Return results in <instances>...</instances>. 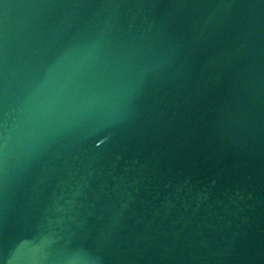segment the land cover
Wrapping results in <instances>:
<instances>
[{
  "label": "water",
  "instance_id": "water-1",
  "mask_svg": "<svg viewBox=\"0 0 264 264\" xmlns=\"http://www.w3.org/2000/svg\"><path fill=\"white\" fill-rule=\"evenodd\" d=\"M0 264H264V0H0Z\"/></svg>",
  "mask_w": 264,
  "mask_h": 264
}]
</instances>
